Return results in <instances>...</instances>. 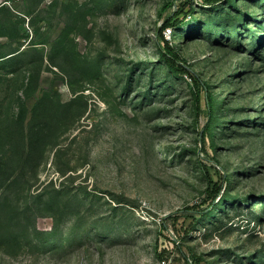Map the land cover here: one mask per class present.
<instances>
[{"label":"rangeland","instance_id":"1","mask_svg":"<svg viewBox=\"0 0 264 264\" xmlns=\"http://www.w3.org/2000/svg\"><path fill=\"white\" fill-rule=\"evenodd\" d=\"M10 52L0 264H264V0H0Z\"/></svg>","mask_w":264,"mask_h":264},{"label":"trees","instance_id":"2","mask_svg":"<svg viewBox=\"0 0 264 264\" xmlns=\"http://www.w3.org/2000/svg\"><path fill=\"white\" fill-rule=\"evenodd\" d=\"M183 10L181 9L180 12H182ZM188 14L187 13H184L183 14V18L180 19L178 18V13H175L173 16L169 17L166 19V21L163 23V26L161 28H159V35H160V38L162 40V43L164 45V47H166V50L165 51H161L160 50V55L163 59V61L165 62V64L171 68L174 72L176 73H186L188 74L191 79L193 80L194 82V85L197 87V90L195 91V95H194V106H195V109L196 111L198 112L200 110V104H199V90H198V87H200V85L202 84V82H199V80L192 74L191 71H189L184 62L182 61H179V57L176 55V53H174L171 48L169 49L168 48V42L164 39V37L161 35V32L163 30L164 27H167V26H173V27H176L178 25L181 24V22L186 18ZM159 45V44H158ZM160 46V45H159ZM10 55V57L8 56ZM8 56V57H7ZM15 55H13V52H10L8 54H5V55H2L0 56V59H3V58H12L14 57ZM206 96H207V105L209 107V111H208V121L210 123L211 121V117H212V102H211V97H210V94L209 93H206ZM208 127V125H207ZM220 190V187H218L212 196H215L218 191Z\"/></svg>","mask_w":264,"mask_h":264},{"label":"built area","instance_id":"3","mask_svg":"<svg viewBox=\"0 0 264 264\" xmlns=\"http://www.w3.org/2000/svg\"><path fill=\"white\" fill-rule=\"evenodd\" d=\"M171 32L170 28H166L164 34H169Z\"/></svg>","mask_w":264,"mask_h":264}]
</instances>
